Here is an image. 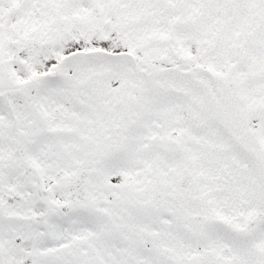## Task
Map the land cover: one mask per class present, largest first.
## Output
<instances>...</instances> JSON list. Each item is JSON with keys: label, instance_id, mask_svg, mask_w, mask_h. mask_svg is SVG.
Instances as JSON below:
<instances>
[{"label": "snow or ice", "instance_id": "1", "mask_svg": "<svg viewBox=\"0 0 264 264\" xmlns=\"http://www.w3.org/2000/svg\"><path fill=\"white\" fill-rule=\"evenodd\" d=\"M0 264H264V0H0Z\"/></svg>", "mask_w": 264, "mask_h": 264}]
</instances>
